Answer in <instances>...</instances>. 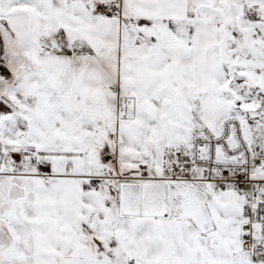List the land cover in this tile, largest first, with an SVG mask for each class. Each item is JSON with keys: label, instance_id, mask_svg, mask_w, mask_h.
I'll return each instance as SVG.
<instances>
[{"label": "snow or ice", "instance_id": "1", "mask_svg": "<svg viewBox=\"0 0 264 264\" xmlns=\"http://www.w3.org/2000/svg\"><path fill=\"white\" fill-rule=\"evenodd\" d=\"M0 264H264V0H0Z\"/></svg>", "mask_w": 264, "mask_h": 264}]
</instances>
